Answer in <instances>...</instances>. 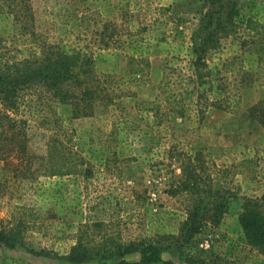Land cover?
Returning a JSON list of instances; mask_svg holds the SVG:
<instances>
[{
	"label": "rangeland",
	"instance_id": "1",
	"mask_svg": "<svg viewBox=\"0 0 264 264\" xmlns=\"http://www.w3.org/2000/svg\"><path fill=\"white\" fill-rule=\"evenodd\" d=\"M223 1L34 0L37 29L51 43L87 53L111 102L93 117L68 120L63 116L75 150L85 158L84 169H92L88 176L43 175L22 183L0 161V230L21 231L16 248L0 244V264H74L64 257L79 239L83 237L91 247L103 235L108 241L124 243L168 237L164 245L169 249L156 264L203 260L251 264L255 251L244 241L238 216L246 197L264 194V184L258 183L263 180L260 174L256 179L237 172L244 157H258V171L264 169V131L248 113L249 107L264 99V87L251 81V87L241 92L242 105L236 113L212 105L200 113L193 105L183 116L170 109L158 115L143 102L162 97L159 85L164 81L180 93L190 77L197 79V71L204 79L201 91L214 101L222 97L215 86L228 61L236 59L232 65L255 71L259 55L264 56V0ZM234 2L239 9L236 30L225 31ZM83 13L96 22L100 46L88 38L91 33L80 30ZM248 19L263 26L261 36L246 28ZM0 30L3 36H12L11 16L0 18ZM80 36L88 39L81 42ZM199 56L202 65H195ZM132 58L136 61L131 63ZM131 67L143 70L134 73ZM231 87L228 81L227 90ZM30 125L31 148L43 153L50 133L35 122ZM186 154L202 156L199 189L179 188ZM217 192L236 198L214 224L208 217L213 210L210 196ZM138 195L147 198L146 206L130 204L127 212H121L120 225L82 227L89 216L88 205L94 215L96 203L109 197L110 202L100 207L108 216L116 207V197L129 201ZM201 199L205 213L201 231L191 240L178 242L182 224ZM129 256L131 262L141 259L140 253ZM82 264H103V260Z\"/></svg>",
	"mask_w": 264,
	"mask_h": 264
},
{
	"label": "trees",
	"instance_id": "2",
	"mask_svg": "<svg viewBox=\"0 0 264 264\" xmlns=\"http://www.w3.org/2000/svg\"><path fill=\"white\" fill-rule=\"evenodd\" d=\"M211 1L221 4L224 2ZM235 4L236 2L231 5L227 24L223 29L225 31L236 30L235 18L239 15V9ZM35 13L34 0H0V18L4 15L11 16L13 26L12 36H3L0 30V161L6 163L12 178L22 183L34 182L37 177L43 175L91 173L92 169H84L85 158L75 150L74 138L67 131L63 116L68 120L93 117L99 108L108 107L111 102V98H106L109 95L105 93L102 82L97 79L93 63L87 53L48 41L37 29ZM91 22L90 16L83 13L79 21L80 30L91 33L88 38L94 46H100L94 27L96 22ZM220 26L218 23L217 28ZM246 28L257 36L262 35L260 29L263 26L254 19L246 21ZM88 38L80 36L79 41ZM203 60L199 56L195 65L200 63L202 65ZM135 61L136 59H131V63ZM257 62L255 71L247 70L243 65H232L236 64V59L223 65L224 76L218 79L219 83L215 86L222 97L214 101L201 91L204 79L200 71H197V79L190 77L188 85L182 87L180 93H176L170 81H164L159 85L162 97L143 102L150 104L148 109L157 112L158 115L162 110L170 109L183 116L193 105L200 113L210 105L232 113L239 112L242 105V90L247 86L251 87L253 80L264 87V56L259 55ZM142 70L131 67L134 73H140ZM228 81L232 84L229 90ZM248 113L251 121L261 125L264 131V99L249 107ZM31 122H35L37 127L50 133L43 153H37L31 148ZM201 159L200 154L184 156L179 188L183 190L200 188ZM238 166L240 171L237 173H247L256 179L260 174L263 180L258 183L264 184V169L258 171L261 166L258 157L256 159L244 157ZM174 194L177 193L174 191ZM210 197L213 210L208 218L214 224H218L227 213V205L236 196L225 197L217 192ZM104 202H110L109 197H103L102 203L100 201L96 203L94 215L90 213L91 205H88L89 216L82 226L84 229H102L106 223L120 225L121 212H127L130 204L146 206L147 198L138 195L134 199L124 201L116 197V207L113 214L108 216L100 209ZM133 202L135 204H132ZM202 203L203 199L189 212L188 219L182 224L178 242L191 240L201 231L205 214L202 211ZM238 221L245 243L255 251L251 264H264V194L245 198ZM20 234L21 231L16 227L9 231L0 230V244L11 249L16 248L21 240ZM101 238L90 247L81 237L64 258L74 264L100 258L103 264H156L162 262L163 253L169 249L164 245L168 237L139 238L128 243L119 240L108 241L104 235ZM109 242L113 248L109 247ZM103 252L108 255H103ZM135 253L141 254L140 261L131 262L125 259L126 256ZM215 263L216 261L207 263L203 260L193 264Z\"/></svg>",
	"mask_w": 264,
	"mask_h": 264
},
{
	"label": "crops",
	"instance_id": "3",
	"mask_svg": "<svg viewBox=\"0 0 264 264\" xmlns=\"http://www.w3.org/2000/svg\"><path fill=\"white\" fill-rule=\"evenodd\" d=\"M132 256V255H131ZM128 261H131V257L128 255L127 258H126Z\"/></svg>",
	"mask_w": 264,
	"mask_h": 264
}]
</instances>
